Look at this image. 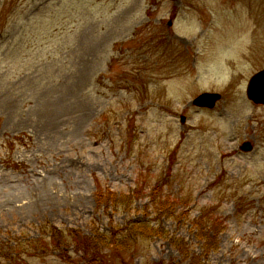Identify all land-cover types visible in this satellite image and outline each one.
<instances>
[{"label":"rangeland","instance_id":"1","mask_svg":"<svg viewBox=\"0 0 264 264\" xmlns=\"http://www.w3.org/2000/svg\"><path fill=\"white\" fill-rule=\"evenodd\" d=\"M262 70L264 0H0V264H264Z\"/></svg>","mask_w":264,"mask_h":264},{"label":"trees","instance_id":"2","mask_svg":"<svg viewBox=\"0 0 264 264\" xmlns=\"http://www.w3.org/2000/svg\"><path fill=\"white\" fill-rule=\"evenodd\" d=\"M101 191V189H99ZM107 197L110 201H112L108 196L113 195L110 192H107ZM105 193L103 195V198L105 197ZM153 196V195H152ZM115 198V196H112ZM102 198V199H103ZM113 199V198H112ZM211 222L210 226L208 222ZM195 229L199 231V239L202 242V251L204 255H208L210 252L217 250V237L221 233L223 227L222 223H220L218 220H204V217H199L196 220L195 223ZM54 230V229H53ZM67 236L66 238L70 237V241L72 244H74L77 248L81 250L83 253V256L85 259L87 258L88 263L93 264H101L102 257L99 255L101 252V249L104 247L108 248L109 251H120L122 250V246H126L130 248V243H133L134 240H132V236H128L125 234H122V232H110L108 236H97L94 238L82 236L81 233L79 232H74V231H66ZM63 231L60 233L61 236ZM52 235V234H51ZM115 236H118L115 238ZM131 238V239H130ZM130 239V240H129ZM65 239L61 240L64 241ZM175 243V245H178ZM117 244L119 245V248L116 247ZM129 245V246H128ZM179 246V245H178ZM127 248V249H128ZM179 250L182 253H185L187 251L183 250L181 246H179ZM194 264H201V262H193Z\"/></svg>","mask_w":264,"mask_h":264},{"label":"water","instance_id":"3","mask_svg":"<svg viewBox=\"0 0 264 264\" xmlns=\"http://www.w3.org/2000/svg\"><path fill=\"white\" fill-rule=\"evenodd\" d=\"M173 1V0H171ZM247 98L256 105H264V70L256 73L249 81L247 87ZM220 99L217 94H202L198 96L194 101L193 105L198 107L213 108L216 101ZM184 121V118H181ZM251 145L244 143L241 147L243 152L251 151Z\"/></svg>","mask_w":264,"mask_h":264}]
</instances>
